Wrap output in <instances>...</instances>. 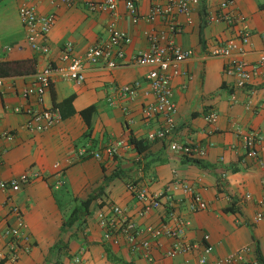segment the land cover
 <instances>
[{
  "label": "crops",
  "instance_id": "1",
  "mask_svg": "<svg viewBox=\"0 0 264 264\" xmlns=\"http://www.w3.org/2000/svg\"><path fill=\"white\" fill-rule=\"evenodd\" d=\"M90 1L93 0H75L73 5H66L51 0H0V62L35 59L36 71L47 63L66 65L61 60L65 43L72 42L75 53L84 54L91 45L109 37L108 25L114 18L118 28L132 38L126 46L128 61L132 54L149 47L150 29L166 28L162 18L149 21L146 17L156 3L164 4L167 0H135L141 15L137 22L125 0L119 1L116 17L90 9ZM221 1L201 0L190 16L177 15L182 30L175 40L184 49L193 50V55L182 63L183 73L172 79L173 98L178 107L176 129L163 140L147 138L150 132L159 129L162 117L144 119L141 114L143 104L153 100L146 80L147 66L127 64L107 69L87 63L86 78L80 84L55 76L44 96V106H56L71 95L74 100L70 107H64L66 116L61 112L62 120L45 131L26 127L27 108L41 107L22 94L33 83L36 71L0 74V133L6 130L15 134L13 140L0 135V180L24 173L31 176V182L23 184L19 191L0 188V251L8 252L3 233L12 223L13 205L23 210L33 240L29 252L21 251L17 260L5 259L2 264H76L75 258L79 256L82 259L79 264H195L205 243L213 245L214 259L242 247H249L247 257L255 258L257 242L264 259V219L254 221L257 200L264 194V75L256 74L244 88H238L235 76L225 71L226 60L213 54L231 36L225 23L206 19ZM25 2L56 16L48 38L51 45L48 54L34 51L29 44L19 14ZM234 2L252 28L251 43L242 58L254 64L264 52V0ZM136 79L143 81L136 100L121 99L116 105L108 102L114 84ZM93 105L89 129L81 111ZM123 105L130 106L133 125L126 123ZM72 109L75 112L70 115ZM213 111L218 113V120L209 123L207 116ZM246 134L260 139L259 157L248 154ZM132 136L151 142L150 147L139 152L132 143L127 148L121 147L113 158L82 154L85 150H102L121 138L130 141ZM172 141L199 145L207 153L202 157H186L170 148ZM117 170L120 175L116 176ZM175 178L193 185L208 203L207 209L192 212L190 197L181 190L173 193L182 200L177 203V212L190 222L184 227L183 236L195 243L197 250L167 257L164 252L173 239L161 237V245L153 240L150 251L153 261H149L144 249L133 250L124 239L113 243L104 238L98 214L108 211L113 203L128 209L140 227L170 221L167 203L139 216L142 203L127 185L134 182L150 192H161ZM99 187L104 190L91 203L86 221L65 228L63 222L76 205ZM232 204L236 211H225Z\"/></svg>",
  "mask_w": 264,
  "mask_h": 264
},
{
  "label": "built area",
  "instance_id": "2",
  "mask_svg": "<svg viewBox=\"0 0 264 264\" xmlns=\"http://www.w3.org/2000/svg\"><path fill=\"white\" fill-rule=\"evenodd\" d=\"M120 0H93L88 2L92 10L105 11L118 15ZM52 3H64L73 5L75 0H51ZM201 3V0H167L164 4L156 3L151 13L146 17L149 21L162 18L166 22L165 29H150L147 32L149 47L139 50L132 54L127 61L126 46L132 42L131 36L117 26L114 18L108 25L109 37L99 43L91 45L84 54L77 55L74 51L72 42H67L61 49V60L64 64L47 63L40 67L35 73L33 83L28 84L22 94L28 100L40 103V108H27L29 119L26 127L34 131H45L62 120V114L58 107L44 106V96L50 88L54 77L60 76L64 79L82 83L86 78L85 65H101L107 69H115L127 64L147 66L149 71L146 80L153 95V100L143 104L141 114L144 119L161 116L162 124L157 131L150 132L148 140H163L171 135L176 129L175 114L178 107L173 98L172 79L183 73L182 63L193 55V50L184 49L176 40L175 36L181 32L182 27L176 20L177 15L184 14L190 16L193 8ZM234 0H222L218 8L207 14V22H223L231 31V36L213 54L221 56L226 60L225 71L236 78V86L244 88L251 82L256 74L264 75V52L258 61L249 64L243 54L246 52L247 45L251 43L252 28L244 15L234 7ZM126 8L137 22L141 15L135 0H125ZM20 18L27 29V38L32 49L41 54H48L51 45L48 43L49 34L55 24L56 16L53 12H40L36 5L23 3L19 8ZM264 38V32L262 33ZM0 84L2 81L0 80ZM143 81L136 79L127 84H114L112 93L108 98L111 105H116L121 99L134 101L139 95ZM123 111L127 118L126 123L133 125L135 119L132 115L130 106L123 105ZM16 111H22L16 108ZM218 113L210 112L207 116L209 123H216ZM1 136L8 140H13L15 134L11 131H3ZM247 152L252 157H259L258 143L260 139L254 134L244 136ZM131 141L125 138L118 139L102 150H87L82 154H90L98 159L115 157L121 147H129ZM170 148L186 157H202L206 155V149L192 143L172 141ZM31 182V176L27 173L13 176L9 179L0 180V188L5 191H19L23 184ZM264 186V183H263ZM128 189L141 204L137 214L139 216L148 215L153 209L163 207L168 204L170 211V221L154 226L140 227L129 214L128 209L113 203L108 211H100L98 222L103 229L104 238L113 243H120L124 239L133 250L144 249L145 256L149 261H153L150 255L153 240L161 245V237L173 239V243L165 252L167 257H175L178 254L189 253L197 250L198 246L191 243L184 236V227L190 224L177 212L176 206L181 199H176L174 192L181 190L190 197L189 209L192 212L205 210L208 203L203 199L196 188L188 182L175 178L161 192H150L145 188H140L134 182H129ZM247 198H251L248 195ZM257 211L254 221L259 222L264 219V194L257 200ZM12 223L4 230L3 237L6 240L8 252L0 251V262L5 259L17 260L20 252H29L33 247V240L29 231L28 223L25 219L23 210L13 205L10 207ZM208 236H205V241ZM213 245L205 243L201 253H199L195 264H262L258 257L248 258L247 254L251 250L249 247H242L236 251L211 258ZM81 257L75 258V263L81 262Z\"/></svg>",
  "mask_w": 264,
  "mask_h": 264
},
{
  "label": "trees",
  "instance_id": "3",
  "mask_svg": "<svg viewBox=\"0 0 264 264\" xmlns=\"http://www.w3.org/2000/svg\"><path fill=\"white\" fill-rule=\"evenodd\" d=\"M207 16V15H206ZM36 71V60L35 59H29L26 61H19V60H4L0 62V74L1 75H10V74H20V73H34ZM74 100V95H71L70 97L64 99L62 102L58 103L56 106L59 107L61 110L63 117L66 116L65 114V108L66 106H71L72 102ZM95 111V106H90L86 109H83L81 111V114L83 115L86 123L89 126V129L91 128V117L93 112ZM75 110H71V114H74ZM130 141L135 145L137 150L139 152H143L147 150L151 142L147 141L144 138H136V137H131ZM195 162L199 163V160H194ZM114 175H120V171H115ZM104 187H99V190L96 191L95 193H91L86 199H83L80 201L78 205L72 210L71 214L64 220L63 226L66 227H71L72 225L76 224L77 222L83 223V221H86V216L89 215L90 213V206L93 200L99 197V191H103ZM236 207L234 204L231 206L225 208V211H236ZM257 257L261 261L262 264H264V259L263 255L261 253L259 244L257 242ZM4 261V260H3ZM3 261L0 262V264L3 263Z\"/></svg>",
  "mask_w": 264,
  "mask_h": 264
}]
</instances>
